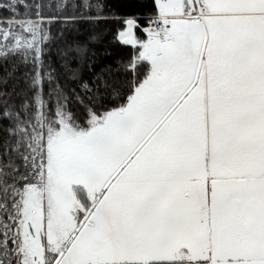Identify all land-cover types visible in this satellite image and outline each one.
Instances as JSON below:
<instances>
[{"label": "snow or ice", "instance_id": "obj_1", "mask_svg": "<svg viewBox=\"0 0 264 264\" xmlns=\"http://www.w3.org/2000/svg\"><path fill=\"white\" fill-rule=\"evenodd\" d=\"M0 264H264V0H0Z\"/></svg>", "mask_w": 264, "mask_h": 264}, {"label": "trees", "instance_id": "obj_2", "mask_svg": "<svg viewBox=\"0 0 264 264\" xmlns=\"http://www.w3.org/2000/svg\"><path fill=\"white\" fill-rule=\"evenodd\" d=\"M116 2H121V0H116Z\"/></svg>", "mask_w": 264, "mask_h": 264}]
</instances>
